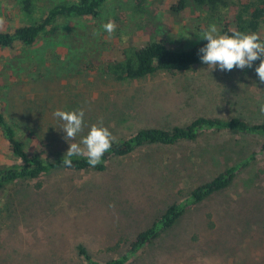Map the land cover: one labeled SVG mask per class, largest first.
Wrapping results in <instances>:
<instances>
[{
	"label": "rangeland",
	"instance_id": "374dc122",
	"mask_svg": "<svg viewBox=\"0 0 264 264\" xmlns=\"http://www.w3.org/2000/svg\"><path fill=\"white\" fill-rule=\"evenodd\" d=\"M60 1L36 0L26 16L17 0H0V26L37 22ZM177 1L109 0L99 18H59L57 34L0 51V106L30 150L41 140L50 156L66 154L101 119L114 140L200 116L264 122L259 60L242 70L202 62L125 79L102 70L109 55L100 50L104 45L165 39L189 48L205 40L212 24L219 33L226 23L234 27L235 0L216 12L193 3L175 12ZM110 19L116 24L111 36L102 28ZM57 109L84 110L75 140H65ZM0 140V163L10 161ZM231 167L230 185L188 203L196 186ZM175 202L186 204L182 216L127 264H264V134L209 129L194 139L143 144L110 158L103 170L56 167L17 181L0 192V264H86L80 246L100 262L117 258Z\"/></svg>",
	"mask_w": 264,
	"mask_h": 264
},
{
	"label": "trees",
	"instance_id": "16d2710c",
	"mask_svg": "<svg viewBox=\"0 0 264 264\" xmlns=\"http://www.w3.org/2000/svg\"><path fill=\"white\" fill-rule=\"evenodd\" d=\"M109 0H62L54 4L48 13L39 21L26 24L8 30L0 26V51L16 48L18 44L24 46L34 45L41 36L50 37L57 34L60 25L59 18L85 17L99 18L103 7ZM24 15L30 16L36 8V0H17ZM142 3V1H139ZM189 3L198 5L204 9L216 12L220 4H227L226 0H178L172 6V10L180 12ZM237 6L234 24L229 23L221 27L220 34H231L230 29L241 32H255L264 42V0H235ZM139 5L138 7H141ZM207 43L206 40L189 48H173L165 39L147 41L137 47H111L104 45L100 50L106 54L102 64V70L116 79L140 78L161 70H182L194 64L202 63L199 49ZM95 60V58H92ZM229 130L240 133L264 134V122L250 123L244 118L231 116L228 118L200 116L184 126H174L171 129L158 127H145L139 129L133 135L122 140H113L111 149L104 154L101 163L95 167L103 170L106 162L114 156H125L136 147L147 143L171 144L182 139H194L204 130ZM0 136L5 141L9 150L6 157L10 161L0 163V192L7 186L26 179H33L51 171L56 167H68L64 165L63 155H51L40 140L30 150L19 129L10 122L4 107L0 106ZM1 143V140H0ZM1 155V152H0ZM72 167L74 169L93 168L87 163L84 156H73ZM1 160V159H0ZM3 160V159H2ZM236 167H231L221 172L210 181L196 186L190 195L189 202L196 203L209 197L216 191L230 185ZM186 210L184 202H175L168 206L165 212L159 216L151 226L139 232L130 243L126 253L117 258L100 262L92 258L87 249L79 247V253L86 259V264H127L131 256L139 254L146 246L152 243L163 230L171 228Z\"/></svg>",
	"mask_w": 264,
	"mask_h": 264
},
{
	"label": "clouds",
	"instance_id": "9594fccd",
	"mask_svg": "<svg viewBox=\"0 0 264 264\" xmlns=\"http://www.w3.org/2000/svg\"><path fill=\"white\" fill-rule=\"evenodd\" d=\"M0 23L3 20L0 19ZM105 32L111 36L116 30L114 20H108L102 25ZM231 34H220L215 24L204 31L201 38L207 43L199 49L200 59L209 65V68L221 71H232L234 68H251L253 63L260 61L255 68L259 80L264 83V42L255 32H241L235 29L229 30ZM99 35V31L95 33ZM260 112L264 114V103L260 105ZM53 116L61 120V129L66 133L67 141L75 140L78 133L83 130L85 112L83 109L65 111L57 109ZM115 139L108 127L103 125L101 119L98 123L90 126V130L79 143H70V147L63 158V164L72 167L73 156H84L87 163L95 168L101 163L102 157L112 147ZM82 145V146H81Z\"/></svg>",
	"mask_w": 264,
	"mask_h": 264
}]
</instances>
